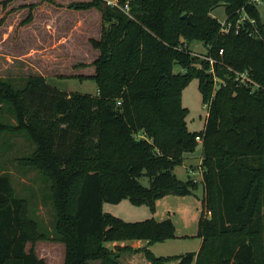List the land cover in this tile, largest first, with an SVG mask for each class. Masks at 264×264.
Wrapping results in <instances>:
<instances>
[{
    "label": "trees",
    "instance_id": "1",
    "mask_svg": "<svg viewBox=\"0 0 264 264\" xmlns=\"http://www.w3.org/2000/svg\"><path fill=\"white\" fill-rule=\"evenodd\" d=\"M127 1L131 16L105 0L84 3L100 8L105 22L101 36L90 39L99 55L86 78L97 83V93L61 89L42 74L0 76V153L22 135L34 148L18 160L47 168L55 179V231L66 245L65 264H123L120 252L133 248L108 243L126 239H148L142 251L151 264H264V89L232 80L235 71L247 72L264 86L259 3L120 0ZM221 5L232 22L245 12L255 23L222 31L213 14ZM192 41L207 47L203 59L190 52ZM209 57L218 75L229 74L214 98ZM194 77L210 103L201 132L188 128L181 96ZM2 109L15 121L6 122ZM199 145L206 161L202 244L198 251L158 256L149 246L177 237L171 218L126 221L106 212L104 203L129 199L155 211L166 195L193 194L197 181L178 178L174 168ZM12 188L10 174L0 172V264H49L34 247L26 250L33 234L24 200Z\"/></svg>",
    "mask_w": 264,
    "mask_h": 264
},
{
    "label": "rangeland",
    "instance_id": "2",
    "mask_svg": "<svg viewBox=\"0 0 264 264\" xmlns=\"http://www.w3.org/2000/svg\"><path fill=\"white\" fill-rule=\"evenodd\" d=\"M88 1L92 0H0V76L42 74L61 89L97 93V83L86 78L95 72L93 62L99 55L90 39L101 36L105 22L100 8L85 6ZM258 8L264 20V0H260ZM213 14L224 21L227 18L226 7L218 6ZM106 26H109L108 22ZM189 47L190 52L200 59L207 53L202 41H192ZM212 68L207 72L213 77L214 98L221 87L227 86L229 74L218 75L214 66ZM232 80L236 86L246 87L250 83L239 78ZM181 96L183 105L189 111L188 128L201 132L210 103L204 102L200 79L194 77L182 90ZM1 114L6 122L15 121L7 109H2ZM12 142L14 147L11 151L6 155L0 153V172L10 174L13 194L24 200L23 216L33 234V242L26 243V250L34 247L36 253L49 264H65L66 245L57 239L55 231L56 208L52 188L55 179L49 175L50 171L46 172L47 168L18 160L28 154L34 144L22 135L13 137ZM204 164L206 161L199 145L192 158L174 168L178 178L197 181L193 194L166 195L157 200L155 211L146 204L134 205L129 199L119 203L105 202L104 210L126 221H141L149 217L157 220L171 218L176 225L177 237L157 243L155 253L158 256L196 251L202 241L197 233L204 197ZM144 182L148 184L147 179ZM207 215L212 216L208 209ZM175 263L177 260L168 262ZM87 264L101 263L99 259H92Z\"/></svg>",
    "mask_w": 264,
    "mask_h": 264
},
{
    "label": "built area",
    "instance_id": "3",
    "mask_svg": "<svg viewBox=\"0 0 264 264\" xmlns=\"http://www.w3.org/2000/svg\"><path fill=\"white\" fill-rule=\"evenodd\" d=\"M107 2V4L112 5V6H116L119 7L120 9H122L123 11H125L128 15L131 16L130 14V4L129 2H125L124 4H122L120 2V0H105ZM254 2H256L257 4L260 3V0H252ZM246 20L251 21V23H255V19L251 18L247 13H243L237 20L236 22H232L230 19L226 18L224 21H221V25H222V31L224 32H229L233 27H235L236 31L238 32L239 29L241 28V26L243 25V23H245ZM223 52V49L220 50V53ZM209 60L211 62V68L209 70H213V66H214V58L209 57ZM238 72V74H237ZM235 78H239V80H242L243 82H247L250 81V83L247 86H250L253 88V90L255 88H264V86L262 87L257 81H255L252 76L247 73V72H239V71H235Z\"/></svg>",
    "mask_w": 264,
    "mask_h": 264
},
{
    "label": "crops",
    "instance_id": "4",
    "mask_svg": "<svg viewBox=\"0 0 264 264\" xmlns=\"http://www.w3.org/2000/svg\"><path fill=\"white\" fill-rule=\"evenodd\" d=\"M168 240H171V239H167L163 242H167ZM148 243H149L148 239H126V240H116L113 242H109L108 246L112 247L113 249H115L117 246H121V247L128 246V247L133 248V250L131 251H121L120 252V259L123 264H151L150 261L146 258L144 251H142V249L145 246H147ZM157 243H160V242H156L149 246L154 251V253H155V245ZM201 244H202V241L199 244V248ZM171 255L173 254H166L163 256H171Z\"/></svg>",
    "mask_w": 264,
    "mask_h": 264
},
{
    "label": "water",
    "instance_id": "5",
    "mask_svg": "<svg viewBox=\"0 0 264 264\" xmlns=\"http://www.w3.org/2000/svg\"><path fill=\"white\" fill-rule=\"evenodd\" d=\"M183 18H186V19L190 22V16H189L188 13H185V14L183 15Z\"/></svg>",
    "mask_w": 264,
    "mask_h": 264
}]
</instances>
